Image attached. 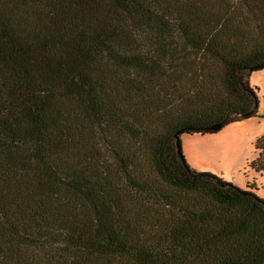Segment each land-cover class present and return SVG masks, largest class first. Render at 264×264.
<instances>
[{
  "label": "trees",
  "instance_id": "16d2710c",
  "mask_svg": "<svg viewBox=\"0 0 264 264\" xmlns=\"http://www.w3.org/2000/svg\"><path fill=\"white\" fill-rule=\"evenodd\" d=\"M262 68L264 0H0V264H264V196L180 140Z\"/></svg>",
  "mask_w": 264,
  "mask_h": 264
},
{
  "label": "crops",
  "instance_id": "0c3cea01",
  "mask_svg": "<svg viewBox=\"0 0 264 264\" xmlns=\"http://www.w3.org/2000/svg\"><path fill=\"white\" fill-rule=\"evenodd\" d=\"M214 133L216 132H207L208 135ZM259 134L255 133L253 135V133L246 134L236 131L232 132L230 136L222 135L218 139L210 140L211 150L208 154L204 151L202 156L197 155L194 157L192 153H189L185 155V158L189 165L197 170L218 173L238 185L244 180L247 185L248 182L256 180V174L258 173L249 166V162L255 158L253 141L260 136ZM233 168H238L236 173L241 172L243 169L244 178L232 176L230 172ZM249 170H252L251 174L248 173Z\"/></svg>",
  "mask_w": 264,
  "mask_h": 264
},
{
  "label": "rangeland",
  "instance_id": "374dc122",
  "mask_svg": "<svg viewBox=\"0 0 264 264\" xmlns=\"http://www.w3.org/2000/svg\"><path fill=\"white\" fill-rule=\"evenodd\" d=\"M249 84L256 88L257 96H258V107H257V115L224 125L220 129L214 131L213 135L207 133H182L180 136L181 147L184 155H188L192 153L193 156H202L203 152L206 151L208 154L211 150V139H218L222 135L230 136L232 132L241 131L244 133H260L262 135L264 133V68L251 72L249 76ZM213 133V132H212ZM255 140L253 141V149L255 151V156L257 154L255 148ZM202 158V157H201ZM238 168H233L231 170L232 176H241L244 178L242 169L241 172L236 173ZM249 174L252 173V170H249ZM256 180H252L253 185L256 187V192L259 195L264 196V170L260 173L256 174ZM241 187L246 186V181H242L239 185Z\"/></svg>",
  "mask_w": 264,
  "mask_h": 264
},
{
  "label": "water",
  "instance_id": "95a60500",
  "mask_svg": "<svg viewBox=\"0 0 264 264\" xmlns=\"http://www.w3.org/2000/svg\"><path fill=\"white\" fill-rule=\"evenodd\" d=\"M219 127H220L219 123H215V124L211 125L212 129H218Z\"/></svg>",
  "mask_w": 264,
  "mask_h": 264
}]
</instances>
